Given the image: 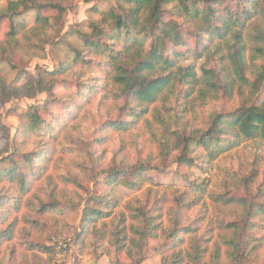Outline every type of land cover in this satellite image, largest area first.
Masks as SVG:
<instances>
[{"label": "trees", "instance_id": "1", "mask_svg": "<svg viewBox=\"0 0 264 264\" xmlns=\"http://www.w3.org/2000/svg\"><path fill=\"white\" fill-rule=\"evenodd\" d=\"M97 1L84 0L93 3L88 31L71 27L82 45L65 43L69 54L54 69L37 65L20 85L7 82L0 70L2 102L45 95L42 107L30 105L20 115L12 140L0 116V245L8 242L0 264H55V249L46 240L60 227L48 214L71 199L45 172L43 145L57 116L43 119L40 110L78 99L77 115L86 120L89 109L83 108L97 94L98 104L108 100L118 111L102 124L122 132L139 125L156 148L134 163L112 159L99 171L101 179L84 165L100 190L87 191L81 201L72 237L76 249L83 252L88 239L93 247L105 242L124 253L128 264H140L148 241L162 239L168 242L162 264H264V26L253 30L250 45L245 38L251 21L264 19V0H114L106 10ZM66 2L6 0L0 62L18 75L30 60L43 57L64 25ZM47 9L55 14L45 15ZM29 11L36 12L30 27L14 20ZM188 58L193 62L184 63ZM59 81L74 89L58 96ZM223 101L235 106H209ZM27 138L34 145L24 148ZM239 150L249 158L237 169L222 163ZM170 161L205 176L190 171L184 175L188 186L177 187L146 175ZM116 185L138 194L120 203L112 191Z\"/></svg>", "mask_w": 264, "mask_h": 264}, {"label": "rangeland", "instance_id": "2", "mask_svg": "<svg viewBox=\"0 0 264 264\" xmlns=\"http://www.w3.org/2000/svg\"><path fill=\"white\" fill-rule=\"evenodd\" d=\"M5 1L0 0V14L5 11ZM66 4L67 11L61 32L59 36L53 37L52 42L46 45V51L43 57L30 60L22 67L23 71L18 75L7 64L0 62V70L7 74V82L9 81L17 85L26 82L35 75V67L37 65L49 70L54 69L58 65V62L69 54V52L65 54L67 52L65 43H71L77 47L82 45L78 35L71 32V27L79 24L75 27L76 30L82 32L88 31L87 20L90 16L88 9L93 3H85L84 0H67ZM94 4L99 10H106L114 4V0H99ZM43 13L52 16L55 14V11L47 9ZM35 15V11H29L15 17L14 20L27 28L33 24ZM91 17L97 20L99 14L94 13ZM263 26V18L251 21L249 29L245 33V38L249 45L251 44L249 37L253 33V30ZM7 28L8 19L3 18L0 22V37ZM61 37L63 39H60ZM190 62H193L190 58L184 61V63ZM69 87L74 89V84L59 81L54 91L58 96L67 95V89ZM98 95L95 96L96 98L93 99L91 104H87L83 108L89 109L86 114V120L80 119L77 115L81 109L79 105L82 104L78 99L72 105L61 104L59 101H56L47 108L48 110L44 107L40 110V115L43 119L50 120L52 117L57 116L54 133L50 138H47V142L43 145L45 151L43 156L45 160L42 162L45 166V172L58 182L59 188L66 191L70 197L69 199H71L69 200L70 203L64 205L59 211L48 214L49 217L58 218L60 227L59 233L48 232V239L46 240L55 249V264H96L100 259L105 261L104 264H113L112 262L115 257L119 261L118 264H128L124 253H117L114 247L109 246L105 242L93 247L91 240L88 239L86 248L83 252H79L72 240L73 233L81 218L83 207L82 199L86 196L87 191L93 192L100 190V187L96 188L95 184L92 183L93 175L85 170L84 165L92 166V173L101 179L99 171L106 168L112 159L134 163L139 159H143L148 153L155 152L156 148L142 127H138L139 125L132 131L122 132L120 130H114L106 124H102L106 118L116 119L118 111L116 106L108 100H103L98 104L96 102L99 100ZM44 101V94H38L32 98H11L4 102L0 100L1 121L9 129L11 140L14 136L15 128L19 124L20 115L30 105H39L42 107ZM209 106L232 108L235 104L233 102L223 101L217 104L211 103ZM204 113L205 110H200L199 116H203ZM29 138L24 140V148H29L34 145V138ZM61 143H64L66 148H61ZM3 145L4 141L0 138V152L5 147ZM8 150H11V142ZM247 157L249 158V155L244 153L243 150H239L231 158L228 157L223 160L222 163H225L226 166L232 169H237L241 165L239 163L243 160L246 161ZM190 171L194 177L198 176L203 178L205 176L196 167L188 168L186 165H176L172 161L168 162V165L164 169L149 170L146 172V175L157 184L183 187L188 186L186 176H190ZM112 191L118 196L120 203L138 194L137 190L128 189L122 185L114 186ZM14 193L15 191H11L9 194L12 196ZM6 194L8 195V190H6ZM12 215L14 213H11L9 219L13 217ZM5 221H8V219ZM3 226L4 224L0 226V229ZM167 243L162 239L149 240L145 248V258L140 264H162L160 257L161 253L168 247ZM93 250H95L96 254L102 253V256L99 259L96 258ZM7 253L8 242L0 245V257H6ZM261 254L264 255V252ZM27 255L28 260L31 261L32 253H28ZM37 256L44 259V255L37 254Z\"/></svg>", "mask_w": 264, "mask_h": 264}, {"label": "crops", "instance_id": "3", "mask_svg": "<svg viewBox=\"0 0 264 264\" xmlns=\"http://www.w3.org/2000/svg\"><path fill=\"white\" fill-rule=\"evenodd\" d=\"M104 262H105V261H104L103 259H100V260L97 261L96 264H104Z\"/></svg>", "mask_w": 264, "mask_h": 264}]
</instances>
